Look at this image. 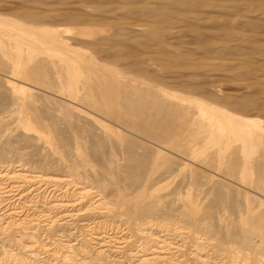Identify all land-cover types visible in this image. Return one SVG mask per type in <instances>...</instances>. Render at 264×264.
I'll use <instances>...</instances> for the list:
<instances>
[{"label": "rangeland", "instance_id": "374dc122", "mask_svg": "<svg viewBox=\"0 0 264 264\" xmlns=\"http://www.w3.org/2000/svg\"><path fill=\"white\" fill-rule=\"evenodd\" d=\"M198 101L264 127V0H0V165L79 173L139 222L263 255L264 136L198 137Z\"/></svg>", "mask_w": 264, "mask_h": 264}, {"label": "bare ground", "instance_id": "6f19581e", "mask_svg": "<svg viewBox=\"0 0 264 264\" xmlns=\"http://www.w3.org/2000/svg\"><path fill=\"white\" fill-rule=\"evenodd\" d=\"M46 35H50L49 40L55 46L72 51L73 46L59 31ZM216 91L220 94L221 90ZM209 104L202 101L196 104V115L209 121L206 122L209 128L199 123L203 128L198 137L199 134L202 138L213 137L214 125L216 132L224 131L226 137L239 132L248 137L262 139L264 136L260 122L233 117ZM111 110L119 116L126 111L118 106ZM148 133L152 137V132ZM169 138L167 132V141L162 140L166 143ZM162 140L159 142L164 143ZM200 146V142L194 143L189 151L199 150ZM123 166L131 177H140L141 168L132 160ZM77 174L33 170L20 162L0 165V248L3 252L0 264H188V261L190 264H227V260L264 264V254L251 257L248 254V257L246 253L240 258L245 252L233 244L218 245L188 227L157 223L149 218L139 222L143 210L140 203L128 199L125 192L119 191L113 197L105 195L100 188L107 186L94 185ZM143 187L146 188V182ZM248 242V245L254 243L250 239Z\"/></svg>", "mask_w": 264, "mask_h": 264}]
</instances>
